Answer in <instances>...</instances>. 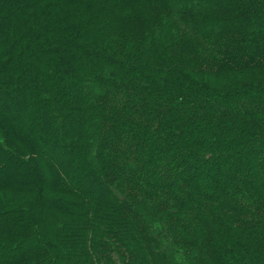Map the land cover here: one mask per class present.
Segmentation results:
<instances>
[{
    "label": "trees",
    "instance_id": "16d2710c",
    "mask_svg": "<svg viewBox=\"0 0 264 264\" xmlns=\"http://www.w3.org/2000/svg\"><path fill=\"white\" fill-rule=\"evenodd\" d=\"M0 264H264V0H0Z\"/></svg>",
    "mask_w": 264,
    "mask_h": 264
},
{
    "label": "rangeland",
    "instance_id": "374dc122",
    "mask_svg": "<svg viewBox=\"0 0 264 264\" xmlns=\"http://www.w3.org/2000/svg\"><path fill=\"white\" fill-rule=\"evenodd\" d=\"M236 78H238V77H229V78H218V80H216V81H214V83L215 84H220V83H225V82H227V81H230V80H233V79H236ZM6 196H7V198L9 199V200H11V201H14V200H17V196H15V195H12V194H6ZM5 196L3 195V198H4ZM2 198V199H3Z\"/></svg>",
    "mask_w": 264,
    "mask_h": 264
}]
</instances>
